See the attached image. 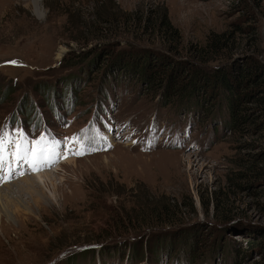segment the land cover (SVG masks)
<instances>
[{
	"label": "rangeland",
	"instance_id": "374dc122",
	"mask_svg": "<svg viewBox=\"0 0 264 264\" xmlns=\"http://www.w3.org/2000/svg\"><path fill=\"white\" fill-rule=\"evenodd\" d=\"M94 1L0 0V129L26 147L78 140L71 153L61 144L64 162L82 153L40 170L51 173L41 197L11 194L0 264L264 263L244 246L264 230L263 188L236 175L263 131L234 130L224 92L188 80L191 68L234 71L248 54L264 62V0ZM162 10L166 31L155 29ZM102 11L129 15L104 26ZM219 33L221 47L204 45ZM202 46L215 61L195 58ZM121 52L160 57L165 83L120 71Z\"/></svg>",
	"mask_w": 264,
	"mask_h": 264
},
{
	"label": "trees",
	"instance_id": "16d2710c",
	"mask_svg": "<svg viewBox=\"0 0 264 264\" xmlns=\"http://www.w3.org/2000/svg\"><path fill=\"white\" fill-rule=\"evenodd\" d=\"M102 0H95L98 5L101 4ZM100 2V3H99ZM112 8L111 2L106 4ZM154 9L148 11L145 16V23L148 24L149 17L152 16ZM126 15H129L125 12L123 14H117V11L113 12H98L94 19L99 22V24L106 26L111 25L112 23H117L124 19ZM147 21V22H146ZM170 27L169 23L165 18L164 10L161 11L159 15L158 25L155 28L156 30H168ZM170 31V30H169ZM174 32V31H173ZM172 36V32H171ZM228 38L227 34L219 33L213 34L210 39L211 42H205V46L208 45H217L220 46L219 39H222V43ZM207 50L202 46L197 50L195 58L201 63L206 64V62L215 61L216 58L206 55ZM208 53V52H207ZM123 52L119 53L116 57L118 61L115 63L119 66L118 69L124 72H133L138 79H143L144 84H148L150 87H161L167 77L164 72L154 71L158 69V60L160 57L156 58L154 61L150 60L149 57L138 56L133 57V59H127L123 61L121 57ZM214 55V53H213ZM130 56V54H129ZM224 66H218L211 70V73L198 71L195 68H191L192 73L188 78L190 87L193 86L195 82H198L197 86L200 88L206 87L209 88V94L212 92H224L226 99L227 113L229 116V123L232 125L236 131L248 130L263 132L261 137V143L256 146L257 150L254 153L247 154L243 158V164H241L240 171L237 172V178L245 182V186L252 187L253 185H258L263 188V194L261 201L259 202V210L264 213V62L253 57L251 54L243 57V60L239 63L237 68L232 70H224ZM188 81L184 86H178L175 88V95L180 97L182 100L188 99ZM200 90V89H198ZM201 91V90H200ZM212 96V95H211ZM214 97V96H213ZM212 97L209 96V99ZM158 209L162 212H167V207L161 205ZM154 210H152L153 212ZM118 234V233H117ZM237 234L242 232L238 230ZM256 240H248L245 242L244 246L247 248L259 249L264 256V230L259 232L254 238ZM240 244V243H236ZM241 245V244H240ZM130 254L134 255L132 249ZM136 260V259H135ZM264 264V263H262Z\"/></svg>",
	"mask_w": 264,
	"mask_h": 264
},
{
	"label": "snow or ice",
	"instance_id": "6c2138e0",
	"mask_svg": "<svg viewBox=\"0 0 264 264\" xmlns=\"http://www.w3.org/2000/svg\"><path fill=\"white\" fill-rule=\"evenodd\" d=\"M10 63L16 64L15 61H11ZM9 135L5 129H0V173H3V176H0V180L3 182H8L12 178V174L16 171V167H7L8 158H6L5 153L10 148L12 149L10 156L14 165L20 166L22 163L27 164L33 172H36L43 170L45 167H51L56 163L60 155L56 149L61 144L71 153L72 149L69 145L79 142L71 138H66L63 141L55 138L49 140L42 135L39 139L30 141V147H26L23 133L18 134V142L17 140L9 139ZM72 154L81 155L82 153L76 151ZM64 158L67 157L64 156ZM17 174L23 175L24 173L19 172Z\"/></svg>",
	"mask_w": 264,
	"mask_h": 264
},
{
	"label": "bare ground",
	"instance_id": "6f19581e",
	"mask_svg": "<svg viewBox=\"0 0 264 264\" xmlns=\"http://www.w3.org/2000/svg\"><path fill=\"white\" fill-rule=\"evenodd\" d=\"M35 6H37V5H35ZM27 147H30V146H27ZM60 149H61V147H60ZM10 152L5 153L6 158H8L7 167H9V168L16 167V171L12 174V178L8 182H3L2 180H0V212L4 213L5 215L11 213L10 209L7 207L6 202L9 199H11L10 196L12 193L19 194L18 198H20V193H22V191L25 193H29V194L34 193L37 197H41L43 195V192L41 189V185L39 184L38 181H40L41 177H43L44 179L45 178L47 179L51 175V173H49V171L45 170V169L42 173L40 171L33 172V171H31V169L28 167L27 164L22 163L20 166L14 165L12 158L10 156ZM77 157H78V155L75 156V159H71L67 162L75 161ZM67 162H63V163H67ZM57 166H61V163H59ZM19 172H23L24 174L25 173L26 174L25 175L24 174L18 175L17 173H19ZM27 173H28V175H27ZM31 173L33 175H35L36 173H38V174L36 176H31ZM0 176H3V173H0ZM13 180H14V182H13ZM20 184H22V185H20ZM19 206L22 207L21 204H19Z\"/></svg>",
	"mask_w": 264,
	"mask_h": 264
}]
</instances>
